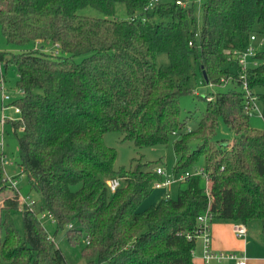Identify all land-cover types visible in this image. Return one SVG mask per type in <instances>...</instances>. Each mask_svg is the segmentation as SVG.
Returning a JSON list of instances; mask_svg holds the SVG:
<instances>
[{
    "label": "trees",
    "instance_id": "obj_1",
    "mask_svg": "<svg viewBox=\"0 0 264 264\" xmlns=\"http://www.w3.org/2000/svg\"><path fill=\"white\" fill-rule=\"evenodd\" d=\"M150 1L0 0L7 42L35 45L13 53L2 74L15 66L22 96L13 103L21 117L10 121L15 132L21 128V164L41 194L33 208L20 205L15 189L1 203L0 264H71L49 238L42 212L52 214L57 231L63 229L77 250L73 256L86 264H194L196 239L188 235L209 204L216 218L264 228V130L244 111L245 93L235 87L241 86V66L228 60L230 50L250 44L251 34L264 35V0H205L200 27L194 2L183 7L163 0L147 11ZM119 2L128 19L79 13L90 5L113 15ZM48 42L60 54L46 51ZM161 52L169 64L158 63ZM254 59L259 63L248 67L247 83L264 117V49ZM196 67L205 83L231 78L234 87L211 100L202 96L201 116H182L180 97L193 91ZM220 120L235 133L231 141L216 138ZM110 131L137 146L173 137L174 174L203 161L208 190L194 175L176 198L141 209L154 182L164 179L155 170L160 162L135 157L116 168L118 151L104 140ZM4 166L0 151V192L10 188ZM116 177L120 185L112 191L107 181ZM17 210L23 236L14 226Z\"/></svg>",
    "mask_w": 264,
    "mask_h": 264
},
{
    "label": "rangeland",
    "instance_id": "obj_2",
    "mask_svg": "<svg viewBox=\"0 0 264 264\" xmlns=\"http://www.w3.org/2000/svg\"><path fill=\"white\" fill-rule=\"evenodd\" d=\"M205 2V0H195L194 1V13L197 21V27H200L202 23V10L201 5ZM80 14L90 15V16H98V17H109V18H117V19H128L129 13L127 7L124 3H117L115 7V13L113 15H106L101 10L93 7V6H85L79 10ZM264 35H259L258 39L254 41V44L257 45L258 51L264 49ZM263 40L262 45H258L260 41ZM46 46V51L58 50L60 54V48L55 45L53 42H48ZM35 48L33 43L28 45H18L8 43L5 36L2 34L0 27V51L5 53V59L0 61V120L4 115L7 117V121L2 126L0 122V131L4 129V155L9 160V163H6L4 166L5 176L9 177L8 183L10 188L0 192V207L1 200L5 197L6 193L9 191V194L12 195L13 189H17L23 196H28L31 199L37 201V204L41 202V194L35 188L32 187L30 176L27 171H24L23 166L21 164V157L19 154V145H18V135L21 134V128L17 129V132L13 129L11 125V119L18 120L21 117V113L15 111V105L13 101L22 96L21 90L17 84V71L13 64H9L7 66V71L3 75L2 71L4 68V63L6 61L11 60L13 53H18L24 50H31ZM74 59L76 61H81L82 55L75 56ZM157 61L159 64H169L170 58L167 53L161 52L157 55ZM195 74L192 75L190 79V84L193 86V91L191 93L184 94L180 97V106L182 116H185L189 113H193L196 116H201L202 112L205 110L206 101L205 97L208 95H216L219 92H226L230 88L234 87L232 83L228 84H210L205 83L203 81L202 75L198 67L195 69ZM237 89L241 90L242 87L240 85L235 86ZM5 92L10 95V99L4 102L5 107L3 106L2 101V93ZM204 98H203V97ZM262 107V105L259 103ZM262 109V108H261ZM250 122L253 127L264 130V117L261 112H254L252 116H250ZM189 124H193L189 122ZM235 133L224 123L223 120H220L218 133L216 135L217 139H225L231 141L234 138ZM124 134L118 131H110L107 132L104 136L105 142L112 147H115L118 151V156L115 162L116 168L121 166H129L132 163L133 158L135 157H143V161H153L160 162L157 166H163L167 172L174 173V166L177 164L178 158L174 150V138L172 137L170 141L166 144H158L151 146H137L133 141L124 140ZM1 138V135H0ZM196 142H194V145ZM197 166H203V161L197 163ZM12 181H16L15 187L12 185ZM209 181L202 177L200 180V186L204 189H207ZM187 182L183 181H175L171 183L166 188L169 189L170 195L173 198H176L178 192L181 188H185ZM79 184L73 185V189L79 188ZM14 187V188H13ZM166 189L163 188H154L153 192L146 198L144 204L155 205L165 196ZM164 195V196H163ZM153 203V204H152ZM40 215V214H39ZM14 226L16 230L19 232L21 236H23V221H22V211L17 210L13 213ZM42 223L44 224L48 233L52 234L56 238L57 245L63 250L67 259L71 264H86V260L81 256L76 258L73 256V253L77 251L76 249L70 247L67 244L65 231L60 229L57 231L56 222L54 219L49 217H44L42 219ZM4 233V228H1L0 225V235ZM198 238L197 240H199ZM5 264H11L6 262ZM100 264V263H96Z\"/></svg>",
    "mask_w": 264,
    "mask_h": 264
},
{
    "label": "built area",
    "instance_id": "obj_3",
    "mask_svg": "<svg viewBox=\"0 0 264 264\" xmlns=\"http://www.w3.org/2000/svg\"><path fill=\"white\" fill-rule=\"evenodd\" d=\"M161 1L163 0H151L145 7V10L147 11H152ZM195 0H175V3L178 5H181L183 7L189 6L192 2ZM257 34H251V42L250 44L245 48V49H238L234 48L229 51L228 55V60L237 62L241 66V74L240 77L242 79L241 82V87L242 90L244 91V96H245V101H244V111L249 115L252 116L254 112L258 111L262 113V109L259 105V98L258 95L250 89L247 83V77H246V72L247 69L250 65H258L259 61L257 59H254L256 53L258 52L257 45L254 44V41L258 39ZM264 40V39H263ZM263 40L260 41L258 45L263 44ZM231 83V78L225 79L222 84H228ZM212 84V83H210ZM2 101H6L10 99V95L3 92L2 93ZM208 100L214 99L213 95H208L207 96ZM5 107V106H4ZM15 111L21 113V109L19 106H15ZM7 121V117L4 115L2 116V119L0 120L2 126L4 123ZM0 151L3 154V161L4 164L9 163V160L6 158L4 155V129L0 131ZM155 170L157 173L163 175L164 179L161 181H155L153 186L154 188H165V196L164 197H169L170 196V191L166 187L169 186L171 183L175 181H182L186 180L187 178H190L191 176L194 175H201L202 177H205L209 182L211 180L210 175L208 174L207 170L205 169L204 165L203 166H196L193 167L192 169L185 170L181 173H178L175 175L174 173L167 172L166 169L163 166H156ZM7 181L9 180V177L6 176ZM108 186L112 191H115L116 188L120 185V178H112L109 179L108 181ZM16 181H12V185L15 187ZM209 185V184H208ZM13 187V188H14ZM15 189V188H14ZM17 190V189H15ZM208 190V187H207ZM18 191V190H17ZM19 192V191H18ZM19 202L20 205L24 208H33L34 205L37 203L36 200L31 199L28 196H23L19 192ZM44 217H49L53 218L52 214L49 212H42L40 213V218L41 220ZM215 218V213L212 211L210 204L208 207L198 215L197 218V229L195 230L194 234H189L188 237L192 238L194 237L195 239L200 238L203 243V258L206 262H212L214 260L216 261H223L224 259H234L236 260L237 264H247V256L242 254L239 255L233 251H218L213 249L212 247V228H211V223L212 220ZM55 220V219H54ZM234 230L237 236L243 237L247 235V226L243 222H236L234 224ZM49 238L56 242L55 236L49 233Z\"/></svg>",
    "mask_w": 264,
    "mask_h": 264
},
{
    "label": "crops",
    "instance_id": "obj_4",
    "mask_svg": "<svg viewBox=\"0 0 264 264\" xmlns=\"http://www.w3.org/2000/svg\"><path fill=\"white\" fill-rule=\"evenodd\" d=\"M9 191L6 193L7 197ZM164 196V195H163ZM2 198L1 203L4 198ZM145 202V201H144ZM141 205V209L148 207V204ZM153 204V203H152ZM237 221L214 218L211 223L212 228V247L218 251H233L239 255H246L247 264H264V228L260 222H253L247 226V235L237 236L234 230V224ZM196 239L194 249V264H237L234 259H224L223 261L206 262L203 258L202 240Z\"/></svg>",
    "mask_w": 264,
    "mask_h": 264
},
{
    "label": "water",
    "instance_id": "obj_5",
    "mask_svg": "<svg viewBox=\"0 0 264 264\" xmlns=\"http://www.w3.org/2000/svg\"><path fill=\"white\" fill-rule=\"evenodd\" d=\"M203 76H204L205 78H207V75H206V72H205V71H203Z\"/></svg>",
    "mask_w": 264,
    "mask_h": 264
}]
</instances>
